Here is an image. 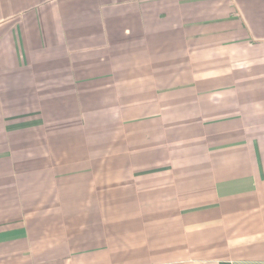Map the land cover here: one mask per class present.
Here are the masks:
<instances>
[{"label": "crops", "instance_id": "1", "mask_svg": "<svg viewBox=\"0 0 264 264\" xmlns=\"http://www.w3.org/2000/svg\"><path fill=\"white\" fill-rule=\"evenodd\" d=\"M0 264H264V0H0Z\"/></svg>", "mask_w": 264, "mask_h": 264}]
</instances>
